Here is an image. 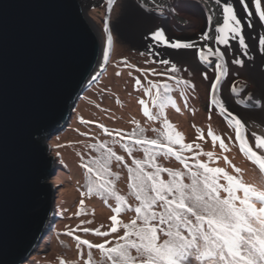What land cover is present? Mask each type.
Wrapping results in <instances>:
<instances>
[{
	"label": "snow or ice",
	"instance_id": "snow-or-ice-1",
	"mask_svg": "<svg viewBox=\"0 0 264 264\" xmlns=\"http://www.w3.org/2000/svg\"><path fill=\"white\" fill-rule=\"evenodd\" d=\"M211 3L220 10L222 23L213 25L212 15L207 16L209 27L200 34L198 38L200 42L191 39H169L163 28H157L147 34V38L152 42L149 54L159 56L155 48L163 46L175 50L177 57L192 56L199 66H203L201 74L204 80L209 81L208 96L212 110H218L226 118L235 130V139L239 142L240 151L264 173V156L258 155L249 145L247 137L241 135L240 129L247 127L245 121L238 113L228 108L222 97L217 98L222 80L229 73L230 65L243 68L245 58L251 54L244 29L253 27L251 20L253 10L260 23L264 25L262 0H211ZM237 3L244 12L243 17L238 14ZM250 3L252 10L249 7ZM136 7L142 13L151 15L148 7L154 8L158 5L147 6V0H137ZM215 8L208 11L214 14ZM232 42H235L238 52H232L229 60L228 53L232 49ZM111 43L112 36L109 35L106 49L102 53L104 59L108 56L107 46ZM255 51L264 57V36L257 37ZM154 63L166 66V72L153 71V75H166L168 80L185 86L184 100L187 106V92L189 89L194 90L195 85L188 80H181L176 75L187 69L178 67L175 59L160 58ZM208 69L213 72L211 78ZM257 79L259 81L257 86L264 91V67L259 69ZM136 85H141L140 79L136 80ZM148 85L144 89L145 94L153 98V104L159 111L156 113L150 111L143 99L139 103L144 105L143 115L149 121L163 118L164 131L158 133L157 138H147L143 135L142 128L138 132L125 133L121 130L109 131L104 125H98L105 135L115 138L114 142L119 144L129 157L134 150H142L144 159H133L134 167L130 166L125 162L124 156L118 155L107 143L101 142L98 146L96 144L89 146L98 151L100 156L82 165L90 177L92 175L96 177L88 183L87 194L98 195L105 202L109 198H114L117 205L112 209L114 214L110 217L111 227L108 231L89 228L81 230L84 233L92 232L98 237H109L113 233H118L120 228L124 230L123 235L118 236L114 244L109 239H105L103 243L93 244L87 239L75 236L81 256L82 246L89 252V259L84 264H92V249L99 250L109 264H264V188L246 184L239 175H230L224 168L210 167L209 163L202 162L199 159L201 154L206 155L208 161L212 162L213 152L194 151L199 145L185 143L183 135L176 131L164 116L163 109L166 105L175 106L169 95L170 85L166 81L156 83L148 81ZM237 86V82L233 81L230 91L235 92ZM246 89L247 84L240 85V91L252 101L246 106L257 109L258 114L264 117V98L253 99L252 94L247 93ZM176 111H179V108H176ZM82 123L91 122L82 120ZM43 131L45 129L42 123L32 126L28 139L32 150L38 151ZM253 136L256 149L264 150V137L256 134ZM207 137L211 138L213 146L218 141L221 151H229L225 139L214 134L210 128ZM205 138L201 131L198 139ZM185 152L192 153V156L186 157ZM160 156L174 157L183 165L185 171L162 167L157 163V157ZM189 159L193 163H189ZM224 160L230 163L227 156ZM113 161L124 164L128 170L130 195L138 202L134 209L128 205L124 196L117 194L113 180L107 178L113 175L111 171ZM232 167L234 172H241V169L234 165ZM149 168L152 171H148ZM162 173H167L169 179H163ZM185 177L190 183L184 182ZM115 179L118 180L119 176ZM221 179L225 181L224 184L220 183ZM80 204L83 205L84 201L81 200ZM126 211H134L135 219L129 223H122L118 215ZM7 216L6 206L0 198V253L6 252L10 243L6 227ZM109 244L113 246L108 247ZM133 251L135 255L132 254ZM0 264H7V261L0 259ZM61 264L64 262L61 261Z\"/></svg>",
	"mask_w": 264,
	"mask_h": 264
},
{
	"label": "rangeland",
	"instance_id": "rangeland-1",
	"mask_svg": "<svg viewBox=\"0 0 264 264\" xmlns=\"http://www.w3.org/2000/svg\"><path fill=\"white\" fill-rule=\"evenodd\" d=\"M79 1L88 20H90L89 23L91 22L90 25L93 26L92 24H94L98 28L103 41V52L106 49V41L109 35L112 36V43L107 46V58L104 59L101 56L94 75L97 78H92L78 95L69 120L59 131L44 141L46 150H48L47 154L51 156V169L54 170V174L46 179L50 184L51 193L55 196L54 208L47 224H45L44 236L38 245L39 247L37 246L20 264H61V261L64 264H84L89 259L88 249L84 246H82L83 256H81L75 236H80L81 239L93 238L94 241H98L100 237L91 233H84L81 229L85 228V225L103 230L109 229L111 227L110 217L114 214L112 209L115 204L112 198L105 202L98 195L87 194L85 186L89 173L82 165L89 161V154L96 151L89 147L93 145V142L88 133H93L99 128L98 125L104 124L126 132L139 131L142 128L144 134H147L151 132L150 129H155L156 126L163 124V118L149 121L143 115L144 105L139 103L141 99L145 101L149 110L150 106L155 108L151 96L145 94L144 91L149 86L148 81L154 83L166 81L170 85L171 98L175 102V106L166 105L163 109L164 116L173 128L183 135L186 143L198 144L201 153L213 152V161L210 162L212 165L222 166L229 171L230 175H239L246 184L264 188V173L240 151L239 142L235 139L234 128L218 110H212L209 104V81L202 77L203 66H199L192 56L182 58L167 57L162 53H159V56L149 54L150 44L147 43V34L159 28L157 25L160 20L159 15H165L164 20H167L170 27H174L169 34L165 30L169 39H191L200 42L198 40L200 34L209 27V22L206 20L207 16L212 15L211 24L213 25L222 23L220 10L215 8L211 0H147V6L158 5L154 8L148 7V11L157 15L152 17V14L142 13L135 6L139 13L137 22L139 19L142 22L140 25H133L129 29H125V25H123L127 0ZM133 1L137 3V0ZM261 6L264 8V0H262ZM210 8H215L214 14L208 11ZM198 18H202V25L195 31H189V26L195 25ZM260 25L264 29V25L261 23ZM157 48H155L156 51ZM234 51L238 52V47L235 42H232V49L228 53L229 60ZM160 58H174L178 67L187 69V71L182 70L176 74L181 80H188L195 85L194 90L189 89L187 92V106H185L184 96L186 93L183 84L178 85L175 81L168 80L166 75H153V71L157 73L166 72V66L154 63ZM240 68L236 65H230L229 73L222 80L221 90L217 93V98L222 97L228 108L232 104L229 101L234 98L241 99L235 102V104L240 105L236 106L237 108H245L243 111H238L239 116L247 125L246 128L240 129L241 135L247 137L249 145L254 151H257L258 155L264 156V150L256 149L253 136L256 134L264 137V118L259 117L254 111H251L250 107L246 106L252 103L251 100H248L247 97L242 100L240 97L244 95L240 91V85L246 83L245 77L240 73ZM208 74L209 78L213 76L211 69H208ZM137 79L141 81L139 86L136 85ZM233 81L238 84L235 92L230 91V85ZM257 89V86L253 88L255 92H259ZM252 96L253 99L259 98L254 93ZM176 108H179V111H176ZM209 117L211 118L209 119ZM82 120L91 123H82ZM209 128L214 134L225 139L229 151H221L218 141L213 146L211 138L207 137ZM201 131L206 137L204 140L198 139ZM225 156L230 163L225 162ZM200 157L204 162H209L206 155L201 154ZM164 160L176 166L171 159L166 158ZM233 165L241 169V172H234ZM120 186L119 195H122L126 192L124 180ZM81 200L84 201L83 205L80 204ZM128 202L130 203L131 199H128ZM133 218L134 216L130 211L118 215V219L122 223ZM91 260L92 264H109L102 260L101 254L95 249H92Z\"/></svg>",
	"mask_w": 264,
	"mask_h": 264
},
{
	"label": "water",
	"instance_id": "water-1",
	"mask_svg": "<svg viewBox=\"0 0 264 264\" xmlns=\"http://www.w3.org/2000/svg\"><path fill=\"white\" fill-rule=\"evenodd\" d=\"M101 60V43L79 0H0V198L10 243L0 259L20 264L39 245L55 196L47 141L69 120ZM45 131L38 151L33 125Z\"/></svg>",
	"mask_w": 264,
	"mask_h": 264
},
{
	"label": "trees",
	"instance_id": "trees-1",
	"mask_svg": "<svg viewBox=\"0 0 264 264\" xmlns=\"http://www.w3.org/2000/svg\"><path fill=\"white\" fill-rule=\"evenodd\" d=\"M169 95L171 96V93H169ZM151 99H152L151 101H152V104H153V98L151 97ZM154 110H155V111H154ZM150 111L156 113V112L159 111V109H157L156 107L154 108V107L150 106ZM102 125H104V124H102ZM104 126L107 127V128L109 129V131H112V130H121V129H117V128H116V129H115V128H112L111 126H106V125H104ZM156 127H157V128H155V129H156L157 131L154 132L153 129H150L151 132H149V133H147V134H144V133H143V135L146 136L147 138H150V139H152V138H157L158 133L163 132V131H164V128H163V124H161V125H159V126H156ZM121 131H123V132H125V133H132V132H133V131L126 132L125 130H121ZM134 131H137V132H138V130H134ZM88 136H90V138H91L93 144H96L97 146H98L101 142H105V143H107L108 146H109V147H112L113 150L116 151L118 155H122V156H124V157H125V162H126L128 165H130V166H133V167H134V165H133V163H132V162H133V159H137V160H143V159H144V153H143L142 150H134L132 156L129 157V156L127 155V153H125V152L123 151V149L120 147V145L114 142V139H115V138H114V137H109V136L105 135L104 132H103V130H102L100 127L97 128L96 130H94L93 133H88ZM184 142H185V140H184ZM185 143H186V142H185ZM177 147H178V146H177ZM194 151H199V152H200L199 149H194ZM89 155H90V156H89V160H91V159L94 158V157H99V156H100V153H99L98 151H93V152L90 153ZM184 155H185L186 157H189V158H190V157L192 156V153L185 152ZM166 158H169V159H171L172 161H174L175 164H176V166L171 165L170 163H168V161H165L164 159H166ZM199 159L201 160V157H199ZM201 161L204 162L203 160H201ZM157 163H159V164H160L162 167H164V168H170V169H173V170H176V171H185V169L183 168V165H181L178 161H176L174 157H164V156L157 157ZM189 163H193V161H192L191 159H189ZM207 163H209V166H210V167H221V168H223L222 166L212 165L210 162H207ZM224 169H225V168H224ZM147 170H148V171H152V169H150V168L147 169ZM194 170H195V169H194ZM225 170L229 173V171H228L227 169H225ZM111 171H112V174H113V175H112V176H109V177H107V178L113 180L114 188H115V191L117 192V194H120V192H121V186H120V184L123 183V180L125 181L126 192H124L121 196H124L125 199H126V201H127V203H128V205H130L131 208L134 209V208L137 206L138 202L135 201L134 197H132V196L130 195L131 189H130L129 186H128L129 181H128V170H127V168L124 166V164H120V163H118V162L113 161V163H112V165H111ZM229 174H230V173H229ZM116 176H119V179H118V180L115 179ZM162 178L165 179V180L169 179V177L167 176V173H162ZM95 179H96V177H95L94 175H92L91 177H90V175H89V176L86 178V186H85V188H87V185H88V183L90 182V180H95ZM187 180H188V178L185 177L184 182L186 183ZM189 182H190V180H189L187 183H189ZM220 183H221V184H224L225 181H224L223 179H221V180H220ZM128 199H131V202H130V203L128 202ZM112 200L114 201V204H115V206H116V205H117V202L115 201L114 198H112ZM132 200H133V201H132ZM134 203H135V205H134ZM130 213L134 216L133 219H135V215H136L135 212H134V211H130ZM131 220H132V219L128 220L126 223H129ZM85 228H89V229H97V230H100V231H108V230H109V229H107V230H103V229H99L98 227L96 228V227H91V226H86V225H85ZM109 228H110V227H109ZM89 233L93 234L92 232H89ZM123 233H124L123 228H120V230H119L118 233H113V234H111L109 237H100V239H99L98 241H94L93 238H83V239H87V240H89L90 242H92L93 244L103 243V241H104L105 239H109V240L113 241V244H114V243L116 242V238H117L118 236H122ZM48 234H49V233H48ZM48 234H47V235H48ZM116 234H118V235H116ZM47 235H46V236H47ZM113 244H109L108 247H112ZM38 247H39V246H38ZM95 250H97V249H95ZM97 251L99 252V254H101V256H102V260H104L105 262L109 263V262L106 260V258L104 257V255H103L99 250H97ZM132 254L135 255V252L133 251Z\"/></svg>",
	"mask_w": 264,
	"mask_h": 264
},
{
	"label": "bare ground",
	"instance_id": "bare-ground-1",
	"mask_svg": "<svg viewBox=\"0 0 264 264\" xmlns=\"http://www.w3.org/2000/svg\"><path fill=\"white\" fill-rule=\"evenodd\" d=\"M128 1V2H127ZM126 1V15H125V12H124V19H123V25H125V29H129L131 27L134 26H138L141 24L142 20H138L137 22V16H139V13H138V9L136 10V1H133V0H127ZM80 2V1H79ZM135 2V3H134ZM201 7V6H200ZM236 7H237V11H238V14L240 16H244V12L243 10L240 8V5L237 3L236 4ZM249 7H250V10L251 9V5L249 4ZM202 8V7H201ZM82 11H83V7H81ZM140 11V10H139ZM84 12V11H83ZM85 14V12H84ZM86 15V14H85ZM153 15H157V14H152V17ZM87 16V15H86ZM143 17V16H141ZM204 17V16H203ZM155 18V17H154ZM158 18L160 19L158 22H157V25L159 28H163L164 30H166L169 34V32H171L174 27H170L167 20H164L165 19V15H159ZM205 19V17H204ZM251 20H252V24H253V27L249 28V27H245L244 31H245V36H246V40H247V43L250 45V56L245 58L246 59V63H245V66L243 68H240L241 72L243 74V76L245 77V84H247V89H246V92L247 93H251V94H255L256 96H258L259 98H264V91H262L258 86L257 84L259 83L258 79H257V75H258V71L260 68L264 67V57H262L261 55H259L258 52L255 51V48H256V44H257V37L258 36H264V29L263 27L260 25L259 23V20L256 16V14L254 13L253 11V15L251 17ZM90 21V20H89ZM202 18H198L197 21L195 22V25H191L189 26V31H195L197 30L201 25H202ZM91 23V22H90ZM204 23H206V20H204ZM145 24V23H144ZM92 28L93 30L95 31V33L97 34V37L99 38L100 40V43H101V56H102V53H103V41H102V37L101 35L99 34L98 32V28L97 26H95L94 24H92ZM188 25V24H187ZM188 29V28H187ZM140 32V31H139ZM140 35V34H139ZM145 35V34H144ZM101 38V39H100ZM136 39V38H135ZM147 41V40H146ZM147 43L151 44L152 42L148 39ZM158 47L157 48V51L159 53H162L164 54L165 56L167 57H177L175 56V50L171 49V48H165L163 46H156ZM183 51V50H182ZM253 57H255V59H253ZM174 59V58H173ZM98 65L99 63L97 64L96 68H94V71L92 72V75L90 77V79H92L95 75V72L98 68ZM242 77V76H241ZM242 80V79H241ZM254 81H256L254 83ZM257 86L258 87V91L259 92H255L253 90V88ZM242 98V100L244 99V97H246L245 93L244 95H241L240 96ZM239 98H234L232 101H229L231 104V106L229 105V108L230 110L234 111L235 113H238V111H243L244 109L243 108H237L238 106L240 105H237L235 104V102L238 101ZM241 99H239L240 101ZM237 106V107H236ZM249 110V109H248ZM251 111H254V113H256L259 117H261L259 114H258V110L257 109H253L251 108ZM261 118H264V117H261Z\"/></svg>",
	"mask_w": 264,
	"mask_h": 264
}]
</instances>
